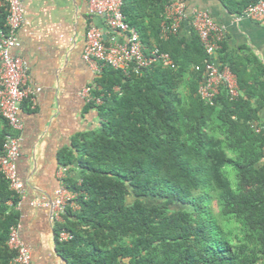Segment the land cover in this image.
I'll use <instances>...</instances> for the list:
<instances>
[{"label": "trees", "instance_id": "16d2710c", "mask_svg": "<svg viewBox=\"0 0 264 264\" xmlns=\"http://www.w3.org/2000/svg\"><path fill=\"white\" fill-rule=\"evenodd\" d=\"M169 1L123 0L127 22L175 68L126 76L107 67L100 75L103 89L120 86L122 94L95 105L101 127L76 148L81 184L68 187L80 209L68 207L64 217L73 239L55 238L66 264H264V130L252 127L264 126V65L247 49L241 58L224 53L223 41L219 59L241 96L232 101L223 90L214 105L204 103L197 95L203 75L194 70L206 61L198 35L160 38ZM258 1L222 0L234 14ZM4 15L1 9L0 29ZM0 125L1 154L8 131L1 115ZM74 159L64 153L62 163ZM19 201L0 172V264L15 256L7 241Z\"/></svg>", "mask_w": 264, "mask_h": 264}, {"label": "crops", "instance_id": "0c3cea01", "mask_svg": "<svg viewBox=\"0 0 264 264\" xmlns=\"http://www.w3.org/2000/svg\"><path fill=\"white\" fill-rule=\"evenodd\" d=\"M185 2L189 8L206 10L226 27L224 53L241 58L247 49L264 65V20H236L222 0ZM21 6L24 19L13 53L26 62L28 85L35 91L36 103L32 107L26 100L20 111L23 130L16 168L24 193L17 209L19 237L31 249L32 264H66L56 252L51 209L44 202L54 197L60 185V168H65L68 186L71 182L81 184L77 145L101 127L98 110L81 97L82 89L91 85L93 93L111 92L107 98L117 94V86L107 90L98 84L100 75L82 58L86 27L91 20L103 30L107 42H122L124 37L114 34L103 16L90 15L88 0H21ZM178 34L189 41L195 31L183 22ZM253 103L256 105V100ZM259 116L264 125V104ZM68 152L75 159L64 165L63 154Z\"/></svg>", "mask_w": 264, "mask_h": 264}, {"label": "built area", "instance_id": "2783aa9c", "mask_svg": "<svg viewBox=\"0 0 264 264\" xmlns=\"http://www.w3.org/2000/svg\"><path fill=\"white\" fill-rule=\"evenodd\" d=\"M4 12V23L0 29V115L6 121L8 131L4 136L0 154V172L7 180L9 189L20 196L24 193V184L17 176L16 162L20 156V142L22 141L23 122L20 118L22 103L29 100L32 107L36 103L35 91L28 85L27 65L24 59L16 56L13 49L18 47L19 29L23 23L21 0H1ZM90 15L104 17L107 27L114 33L124 37L122 42H107L103 30L89 20L85 31V44L82 58L97 75H101L104 68L121 71L126 76L142 75L154 66L175 68L170 54L161 51L158 46L148 47L142 41L138 30L127 22L122 11L123 0H88ZM164 23L161 26L160 38L168 40L177 35L183 22H187L198 35L206 54L203 66L195 65V71H201L203 78L199 83L197 95L208 105H214L217 97L225 91L230 100L241 96L236 75L227 64H222L219 53L221 43L225 39L226 27L217 23L212 16L203 9L189 8L185 0H170L164 9ZM249 18L255 21L264 20V0L246 7L241 14H236V20ZM91 85L80 92L88 103L100 105L105 96L111 92L95 95ZM114 93L122 94L120 86ZM252 127L257 132L264 130V126ZM65 168H60V185L54 191V197L44 202L51 209V221L56 230L59 243L69 242L73 234L63 227L64 217L71 211L80 209L76 202L77 192L69 189L65 179ZM16 205V209L19 207ZM33 204H37L36 201ZM12 205V202H9ZM7 245L15 252L12 264H32L31 249L19 237V224L12 226Z\"/></svg>", "mask_w": 264, "mask_h": 264}, {"label": "rangeland", "instance_id": "374dc122", "mask_svg": "<svg viewBox=\"0 0 264 264\" xmlns=\"http://www.w3.org/2000/svg\"><path fill=\"white\" fill-rule=\"evenodd\" d=\"M229 177L231 178L232 182H234V173H233L231 170H229ZM126 201H127L128 204L131 203V202H132V197H131V196H127ZM210 206L212 207L213 211L218 212L219 207H218V205H217V203H216L215 200H211V201H210ZM230 227L233 228V229H232V233L235 234V232H236V231H235L236 226H235L233 220H232L231 223H230Z\"/></svg>", "mask_w": 264, "mask_h": 264}, {"label": "water", "instance_id": "95a60500", "mask_svg": "<svg viewBox=\"0 0 264 264\" xmlns=\"http://www.w3.org/2000/svg\"><path fill=\"white\" fill-rule=\"evenodd\" d=\"M104 39H106L105 35H103Z\"/></svg>", "mask_w": 264, "mask_h": 264}]
</instances>
